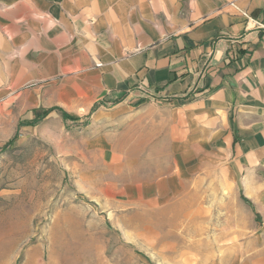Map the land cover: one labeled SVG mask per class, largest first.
<instances>
[{"label": "rangeland", "instance_id": "rangeland-1", "mask_svg": "<svg viewBox=\"0 0 264 264\" xmlns=\"http://www.w3.org/2000/svg\"><path fill=\"white\" fill-rule=\"evenodd\" d=\"M65 80L0 82V264H264V212L259 226L224 150L176 133L186 105L90 118ZM55 106L73 119L43 115Z\"/></svg>", "mask_w": 264, "mask_h": 264}, {"label": "crops", "instance_id": "crops-1", "mask_svg": "<svg viewBox=\"0 0 264 264\" xmlns=\"http://www.w3.org/2000/svg\"><path fill=\"white\" fill-rule=\"evenodd\" d=\"M57 75L90 118L186 105L176 133L224 150L237 194L264 212V0H0V82Z\"/></svg>", "mask_w": 264, "mask_h": 264}, {"label": "trees", "instance_id": "trees-1", "mask_svg": "<svg viewBox=\"0 0 264 264\" xmlns=\"http://www.w3.org/2000/svg\"><path fill=\"white\" fill-rule=\"evenodd\" d=\"M53 111H59V112H61L62 117H63L64 119H73V118H71L66 112H64L63 110H61L60 108H52V109H49V110H47V111L44 113V116L46 117L48 114H50V113L53 112ZM42 118H43V117H42ZM40 119H41V118H38V119H36V120H34V121L24 120V121H22V122L20 123V125H34V124L37 123ZM248 203L250 204V202H248ZM250 206H251V204H250ZM254 212H255V210H254ZM255 216H256V221H257L258 223H261V216H260V214L257 213V212H255Z\"/></svg>", "mask_w": 264, "mask_h": 264}, {"label": "built area", "instance_id": "built-area-1", "mask_svg": "<svg viewBox=\"0 0 264 264\" xmlns=\"http://www.w3.org/2000/svg\"><path fill=\"white\" fill-rule=\"evenodd\" d=\"M255 23L256 26H262V24H260L259 22L253 21Z\"/></svg>", "mask_w": 264, "mask_h": 264}]
</instances>
